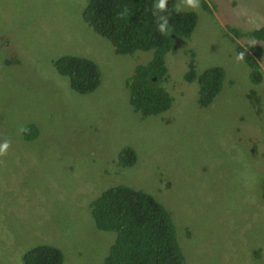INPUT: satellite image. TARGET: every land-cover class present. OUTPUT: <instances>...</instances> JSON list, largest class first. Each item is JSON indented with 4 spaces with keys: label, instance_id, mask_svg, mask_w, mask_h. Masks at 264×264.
Listing matches in <instances>:
<instances>
[{
    "label": "rangeland",
    "instance_id": "1",
    "mask_svg": "<svg viewBox=\"0 0 264 264\" xmlns=\"http://www.w3.org/2000/svg\"><path fill=\"white\" fill-rule=\"evenodd\" d=\"M89 0H0V264H26L46 244L61 264H106L116 234L99 230L91 202L128 185L170 212L187 264H264V51L260 83L239 59L264 40V0H199L188 40L165 56L172 96L144 116L130 101L128 81L154 50L119 54L84 18ZM94 61L101 82L81 94L55 60ZM212 67L221 90L199 104L188 80ZM157 80V78H156ZM132 147L133 166L118 162Z\"/></svg>",
    "mask_w": 264,
    "mask_h": 264
},
{
    "label": "trees",
    "instance_id": "2",
    "mask_svg": "<svg viewBox=\"0 0 264 264\" xmlns=\"http://www.w3.org/2000/svg\"><path fill=\"white\" fill-rule=\"evenodd\" d=\"M155 2L89 0L83 11L85 20L113 43L117 53L154 50V58L137 67L127 85L131 104L144 116L159 114L171 105L172 96L160 85L168 74L165 56L176 50V39L188 40L197 24V15L192 11H179L176 0H168V11L154 16ZM160 15L168 17L167 35L157 30ZM250 35L264 40V26ZM263 51L260 45L248 50L239 45L240 54L243 53L252 68L251 78L255 83L263 79L259 63ZM55 64L81 94L93 92L101 82L98 65L88 58L66 54L57 58ZM195 74L192 63L187 79H198L199 104L208 106L220 93L224 71L212 67L198 77ZM137 158V152L127 146L120 151L118 162L124 167L133 166ZM91 213L99 230L116 234L106 264H187L170 212L150 193L128 185L114 186L91 202ZM25 260L26 264H61L63 256L59 248L42 244L29 250Z\"/></svg>",
    "mask_w": 264,
    "mask_h": 264
},
{
    "label": "clouds",
    "instance_id": "3",
    "mask_svg": "<svg viewBox=\"0 0 264 264\" xmlns=\"http://www.w3.org/2000/svg\"><path fill=\"white\" fill-rule=\"evenodd\" d=\"M181 4L184 6L196 9L200 6L199 0H181ZM153 15H157V13L167 12L168 11V0H156L153 4ZM179 10V9H178ZM163 21V22H161ZM157 30L162 35H167L169 32V20L167 16H157ZM239 59H243V53H241L238 57ZM10 144L8 141H5L3 144H0V155L6 154Z\"/></svg>",
    "mask_w": 264,
    "mask_h": 264
},
{
    "label": "water",
    "instance_id": "4",
    "mask_svg": "<svg viewBox=\"0 0 264 264\" xmlns=\"http://www.w3.org/2000/svg\"><path fill=\"white\" fill-rule=\"evenodd\" d=\"M181 42H183V41H182V40H180V39H176V44H175V47L177 48V47H178V45H179Z\"/></svg>",
    "mask_w": 264,
    "mask_h": 264
}]
</instances>
